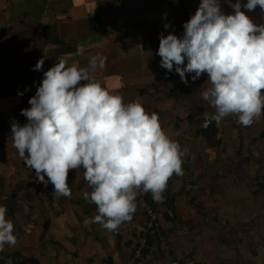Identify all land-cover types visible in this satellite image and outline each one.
Instances as JSON below:
<instances>
[{"label":"crops","instance_id":"obj_1","mask_svg":"<svg viewBox=\"0 0 264 264\" xmlns=\"http://www.w3.org/2000/svg\"><path fill=\"white\" fill-rule=\"evenodd\" d=\"M184 15L192 18V26ZM117 39L125 42L117 44ZM149 59L151 76L139 73ZM209 79H218L217 91L224 86L222 93L232 90L231 97L222 96L217 102L212 96L200 102L199 90ZM259 84L264 89V0H0V184L21 192L24 208L14 221L28 233L24 228L32 226L31 218L22 214L33 209L34 188L42 194L37 181L44 165L48 168L45 185L53 186L61 197V186L66 184L69 193L82 192L88 164L106 166L109 174V180L95 187L89 177L92 196L74 197L66 206L71 212L64 210L59 217L51 211L50 224L40 215L42 229L28 239L21 237L19 251H40L37 257L45 254L60 264L52 257L60 254L58 242L69 243L61 231L73 235L74 248L82 249V229L96 227L111 240L91 242L87 250L93 252L84 256L85 264L101 263L105 257L116 264H150L152 257L130 258L132 232L126 218L120 219L123 207L111 209L106 204L110 201L102 200L108 198L104 193L108 188L100 187L110 183L123 191L130 203L126 207L144 201L149 190L156 203H163L164 193L174 197L173 212L159 220L166 248L157 261L242 264L235 259L247 250L237 245L241 226L227 221L225 212L235 206L240 211L250 192L260 191L264 94L250 101L240 90ZM52 97L54 103L61 98L56 136L64 148V165L78 164L73 172L56 168L47 159L38 160V147L20 146L21 127L33 126L37 136L49 132L45 117L37 125L33 121L35 106L47 112ZM191 104L212 107L216 129L203 134L193 130L188 119H181L176 107ZM250 106L258 111L254 113ZM156 114L171 123L157 124ZM117 122L118 140L112 138L102 146ZM21 149L27 154L24 161L18 159ZM134 151L142 152L147 163L144 169L138 167L139 181L132 172L135 166L126 160ZM258 154L261 159L254 160ZM149 171H155L153 180ZM247 185L253 188L249 192ZM27 188L33 192L31 204L24 195ZM231 226L237 228L227 240ZM224 233L219 238L227 249L219 250L217 235ZM197 250H204L203 260ZM214 250L235 255L220 259Z\"/></svg>","mask_w":264,"mask_h":264},{"label":"rangeland","instance_id":"obj_2","mask_svg":"<svg viewBox=\"0 0 264 264\" xmlns=\"http://www.w3.org/2000/svg\"><path fill=\"white\" fill-rule=\"evenodd\" d=\"M184 17L186 18V23H188L189 26L193 25V20L192 18L187 15ZM117 44H119L120 42H125L123 39H117ZM158 58H159V52L157 54ZM153 65V62L149 59L147 60V65H144L143 68L141 70H138L139 73L142 74H147L150 73L151 76V70H150V66ZM218 82V79L216 80H212L209 79L204 83V86L199 90L200 92H202V96L199 99L200 102L204 101V98H209V97H214L217 102L219 101V99L222 98V91L224 89V87L221 89V87L218 89L214 88V83ZM225 82H229V80H225ZM178 89L180 90V87L178 86ZM177 94L179 95V93L177 92ZM175 98H178L177 96ZM48 103H53L54 102V98H50L47 100ZM194 106H196L195 104H191V105H186V106H179L176 107L179 117L181 119L188 118L189 113L192 111V109L194 108ZM198 106V105H197ZM257 106V105H256ZM256 106H250L251 108H254V113H256L257 108ZM201 113L208 117L210 119V121H212V116L211 114L213 112L209 111V107H204V109H201L200 106H198ZM258 107V106H257ZM152 109V108H151ZM51 111V115H50V119L47 121L46 125L48 127H50V129L52 130L51 134L48 136V140H45L47 142L50 143L51 145V149L49 150H42V154L41 156H43V159L40 160H44L47 159V161L53 165L56 166V168H59V166H62L64 168H66L67 170H69L70 172H73V168L76 167V169H78V164L73 163L70 165V167H66L64 165V157L63 154H65L64 152V148L61 144V138H58L56 136V131L58 130V127L55 123V119H54V110L52 108H49L48 111ZM140 110V109H139ZM138 111V109H137ZM188 112V114L185 113ZM260 114V120H263V117L261 116V112ZM262 114L264 115V106L262 108ZM237 116V114H236ZM153 118L156 120L157 124H162L163 126H165V124H169L171 123L169 120L162 122V116L160 114H156L153 116ZM251 120L253 119V117H250ZM263 123L262 126L264 128V121H262ZM246 123V121H245ZM35 125H37V120L34 122ZM187 124H189L187 122ZM235 124L237 126V128H240V122L238 120L235 121ZM118 122L115 123V130L113 131L112 135L110 136V138L106 139L105 141L102 142V146L103 145H109V141H111L112 138H114L115 140H118ZM166 133H170L168 130H166ZM20 136H21V144L20 146L23 148H31V147H38L40 146L39 142L35 143V138H37V133L34 131V129L32 127H21L20 128ZM264 141V139H262ZM97 148V147H96ZM18 150L17 151V155H18V159H20L21 161H24L25 158H27V154L26 152H24V150ZM230 149H234L232 146L230 147ZM155 151V150H154ZM154 151H152L154 153ZM135 153L133 154L132 157H128L126 160L131 162L135 167L134 169H132L134 172V176L135 173L138 174L136 181L140 180V175L138 173V167H141L142 169H144L147 165V163L144 164V160H143V154L142 152L139 151H134ZM91 153V152H88ZM58 154L60 156H58ZM95 155V152L91 153V156ZM262 157V155H255L253 156L254 160H260ZM253 158L250 156V158H248L249 161H253ZM83 159V157H82ZM84 167V165H83ZM88 167L91 168L92 166L88 164ZM258 167L260 168V171L262 172V175H264V162H262L261 164L258 165ZM44 171L42 172V175L40 176V179L37 181V183L39 185H41L42 187L40 188V190H42V194H39L40 197H46L47 200L43 203H49L50 206L55 210L56 208H60V211H64L63 213H68L71 212V210L66 211V206H68L69 201H71L74 197L76 198H81L83 199L86 196H92L90 195V189H89V185L87 184V180L90 177V174L88 172L85 173V176L87 177L86 185L85 187H83L82 192L80 193H69V184H66L65 186H61V190L62 192V196H60V194L56 193L54 190V188H52L53 186H46L45 184L48 182V180L46 179V175L48 173V168L46 165L43 166ZM141 170V169H140ZM154 173L155 171H149L148 175L150 176V179L153 180L154 178ZM140 176V177H139ZM148 176V177H149ZM78 177H81V173H78ZM149 179V178H148ZM262 180V179H261ZM92 185V184H91ZM93 186V185H92ZM91 186L92 191L94 190L93 187ZM7 190L5 191V194H10L12 195L13 191L14 194L16 196L15 199L11 200L12 204H15V207L17 209V211L20 213L23 208H24V203L22 202L21 199V192L18 191V189L11 187L10 189H8V187H6ZM36 188V187H35ZM34 188V191H35ZM104 188H108L105 192H109L110 190V186L106 184L101 185L100 190L104 189ZM251 189H253L251 186L247 185L246 190L250 191ZM99 190V189H98ZM96 190V191H98ZM248 191V192H249ZM147 197L154 199L153 197V192L147 191ZM32 190L30 188H27L24 190V195L26 197V199L30 202H32L31 196L32 195ZM249 196H251V198L249 197V199H245L241 204V210L239 211L237 209V207L235 206L234 209H231V212H225L227 217L226 220L227 221H231L236 222L237 224H239L241 227V233L239 234V230H237L238 235L240 236V240L237 245L239 248L244 249L248 248V249H252V248H256L259 252L260 255L259 257H253L252 254L248 253L245 254V256L243 254L240 255H235V253L233 251L230 252V250H227L229 253L225 254L221 251H217L214 250V255L217 258L220 259H227V258H231L235 255V259L236 261L241 262L242 264H264V190H260L256 193H254L252 195V192H250ZM103 202L107 201V198L102 199ZM88 200H86V203L88 204ZM49 208V207H48ZM218 210L220 211L221 207H217ZM96 211V208L94 207L92 212L94 213ZM37 212L33 209H31V212H26L25 214H22L24 217L27 216V218H31V220H29L32 224L31 227L29 228H24L28 230L27 234H24L23 231L20 230L19 222L18 220L13 221L11 219L5 220V216L2 215V220H0V264H20L18 260L14 261L12 260L11 256H9L8 258V254H12L15 253L16 250L17 252L20 253V256H24L26 257L27 264H58L55 262V259L51 260V257L48 255H43L42 258L37 257V253H39L40 251L37 252H32L35 250H20L18 249V246L20 245L21 241V237L22 239H28L30 236L33 237V232L35 230H41L42 226L39 223L40 221V213H42L44 216L46 214V212L44 211V206H42V199H40L37 203ZM47 215V214H46ZM37 220L38 224H35L34 221ZM65 220V218H64ZM44 223V222H43ZM232 227V226H231ZM10 228L11 229V233H10ZM53 229V228H52ZM243 229V230H242ZM227 231L229 230L228 228L226 229ZM230 230H232L226 237L227 240L230 239V235L233 234L235 232L236 229L234 228H230ZM102 230L100 229H96V227H93V229H91V231H86L85 229H82V249L80 248H73L70 244H64L63 240H59L58 244L63 247V250L60 251L59 257L62 259L60 264H85L84 262V256H88L89 254H91L93 251L87 250V247L90 245L91 242L93 241H97L98 243H102V241L108 239L111 240V238L106 234V233H101ZM45 234H47L46 232H48L47 230L44 231ZM44 234V236H45ZM227 233H224V235H217V239H216V246L218 247V249L220 250L221 248H226L225 245H222V243L220 242L222 240V238L219 237H225ZM49 235H51V233H49ZM48 236V235H47ZM241 242L243 244H241ZM30 245V243H28ZM87 244V245H86ZM114 244L117 248L121 249V243L117 240L114 241ZM65 245L70 248V249H66L67 247H65ZM123 245V244H122ZM244 245V246H243ZM58 248V249H61ZM160 248V247H159ZM161 249V248H160ZM227 249V248H226ZM76 250H78V252H75ZM204 250H197V253L199 254V258L198 259H204ZM153 255L151 256L149 254V258L152 257V261L150 264H162L161 261H157V259H162L160 257V255L157 252V249L154 247L153 250ZM48 256V257H47ZM76 257V258H75ZM82 257V260H80L79 258ZM39 258V259H38ZM50 258V261H49ZM78 258V259H77ZM38 259V260H37ZM72 259H74L75 261H72ZM164 259V257H163ZM144 260V259H143ZM145 264H149V261H144ZM144 262L139 264H143ZM98 264H106L105 260L102 261L101 263Z\"/></svg>","mask_w":264,"mask_h":264},{"label":"trees","instance_id":"obj_3","mask_svg":"<svg viewBox=\"0 0 264 264\" xmlns=\"http://www.w3.org/2000/svg\"><path fill=\"white\" fill-rule=\"evenodd\" d=\"M252 74H254V72H252ZM242 90V93L244 95H246L248 97V99L250 101H257L261 99L262 94H264V89L263 87L259 85H255L254 87H247L244 89H240ZM232 94V90H226L225 92L222 93V96L226 99H229ZM234 106H236L234 104ZM36 108H38L37 111V117L34 119L33 123L37 120V122L39 120H42L45 117V121L47 122L50 119V115H51V111H45L43 110L42 106L40 105H36ZM49 108H52L54 110V119H55V123L57 125V127L59 126V124L61 123L60 121V113H61V98H59L57 100L56 103H49ZM212 107H209L208 109L210 110ZM188 121H189V126L197 131H201L203 134L211 129H216L214 127V122H210V119L206 116H204L199 107L196 105L194 106V108L192 109V111L189 113L188 115ZM48 127V126H47ZM33 128V126H32ZM52 130L50 129L48 133L42 134L40 136H38L37 138H35V143L39 142L40 146H38V148H36L37 150V159H43L44 157L41 156L42 154V150H49L51 149V145L49 142L45 141L48 140V136L51 134ZM110 160V159H109ZM86 171L90 174V179H91V184L95 187L98 186L99 184H102L103 181H107L108 179V169L106 168V166H98V165H93L91 168H87ZM262 179V180H261ZM1 180V178H0ZM3 181V180H2ZM258 186H259V190H264V175H262V177H260V180L258 179ZM54 182H58L59 185H62V182L57 180ZM57 184V183H54ZM107 185L110 186V190L109 192H104L107 193L109 196L107 198V201L110 203H106L111 209H117L119 207H123L121 209L122 212L119 213L120 215V219L124 220L125 216L127 214L126 211V206L128 205L129 201L126 199L125 195L122 194V190L119 189L118 187H116L115 185L112 186L110 183H107ZM258 189V187H255ZM7 190L6 186L4 185L3 182H1L0 184V220H2V215L5 216V220L11 219L14 221V219L17 217V215L19 214V212L17 211L15 204H12L11 200L15 199L16 196L14 193H12V195L10 194H5V191ZM39 189L36 188L35 189V199H34V206L32 207L33 210L37 212V203L40 199H42V206H44V211L46 212L45 216L40 213V215H42L45 223L50 224L51 219L49 218V213H51V211L53 213H55L57 216L62 217V211H60V208H56L55 210L50 206L49 203H43L47 200L46 197H40L39 196ZM106 194V195H107ZM165 199L163 201V203H156L155 200H152L151 198L147 197L146 199H144V201L149 204L154 210H156L157 212H159L162 215H166L167 213L173 212L174 210V197L172 196H168L167 194L164 193ZM103 197H105V194L103 195ZM130 204V203H129ZM49 207V208H48ZM163 217V216H162ZM170 217V216H169ZM66 220V219H65ZM55 226V225H53ZM232 228H237L232 226ZM161 230V229H160ZM56 232H60L59 230H57V228H55ZM132 232V231H131ZM52 235V234H51ZM58 235V234H57ZM60 236L62 238H64L67 242H69L68 244H70L73 248L76 247V240L75 237L69 233L63 232L61 231ZM148 244L149 246H152L153 248L155 247L157 249L158 254L161 256L162 254V249L159 248V237L157 236V233L154 231H149L148 232ZM132 247L131 250H134L136 248V244H137V237L136 235L132 232ZM61 246L59 245L58 248H60ZM62 249H60V251L63 250V247H61ZM79 249V247H77ZM70 249V248H69ZM80 250V249H79ZM75 252H78V250H76ZM146 252V251H145ZM252 254L253 257H259L260 252L256 249V248H252V249H248L246 250V254ZM57 254V253H56ZM54 254L52 257L55 258L57 260H61L62 259L59 257V255ZM145 255V253H144ZM8 258L9 256H11L12 260L16 261H20V264H27V259L24 256H20L19 252H15L13 254H8L7 255ZM76 258V257H75ZM82 257H80L79 259H81ZM39 259V258H38ZM37 259V260H38ZM78 259V258H77ZM144 257H142L140 260H143ZM105 262L106 264H116L115 261L112 260L111 257H105ZM140 262V261H139ZM37 263V261H36ZM35 263V264H36Z\"/></svg>","mask_w":264,"mask_h":264},{"label":"built area","instance_id":"obj_4","mask_svg":"<svg viewBox=\"0 0 264 264\" xmlns=\"http://www.w3.org/2000/svg\"><path fill=\"white\" fill-rule=\"evenodd\" d=\"M126 211L125 220L129 222L131 231L138 238L136 248L134 250L130 249V258L132 261H139L142 257H149V254L153 252L154 248L149 246L147 242L149 231L156 232L160 239L159 247L161 249L166 248V244L163 241V234L160 230L159 220L161 219V215L159 212L154 210L145 201H137L133 205H129L126 207Z\"/></svg>","mask_w":264,"mask_h":264},{"label":"clouds","instance_id":"obj_5","mask_svg":"<svg viewBox=\"0 0 264 264\" xmlns=\"http://www.w3.org/2000/svg\"><path fill=\"white\" fill-rule=\"evenodd\" d=\"M13 254V253H12Z\"/></svg>","mask_w":264,"mask_h":264}]
</instances>
